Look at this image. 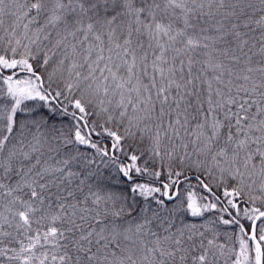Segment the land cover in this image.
Wrapping results in <instances>:
<instances>
[{"label":"snow or ice","instance_id":"obj_1","mask_svg":"<svg viewBox=\"0 0 264 264\" xmlns=\"http://www.w3.org/2000/svg\"><path fill=\"white\" fill-rule=\"evenodd\" d=\"M0 264H264V0H0Z\"/></svg>","mask_w":264,"mask_h":264}]
</instances>
